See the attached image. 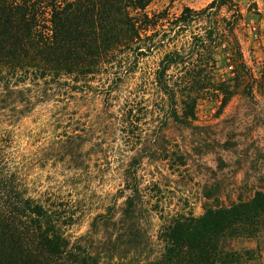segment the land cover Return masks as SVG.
Masks as SVG:
<instances>
[{
	"label": "trees",
	"instance_id": "16d2710c",
	"mask_svg": "<svg viewBox=\"0 0 264 264\" xmlns=\"http://www.w3.org/2000/svg\"><path fill=\"white\" fill-rule=\"evenodd\" d=\"M156 1L0 0V264H249L253 260V250L234 251L225 244L230 238L250 239L257 225H264V193L193 218L162 208L165 186L155 183L140 189L143 157L138 146L143 145L144 155L150 153L152 161L169 162L159 135L170 124L191 128L203 102L214 104L219 114L238 92L237 77L230 80L234 58L229 21L223 20L225 28L213 22L190 41L175 42L211 11L213 15L229 5V12L228 0H212L200 12L183 7L177 15L168 9L151 10ZM159 51L164 55L156 68L139 75L120 97L142 59ZM219 56L229 78L218 76ZM260 84L264 88V75ZM49 102L56 109L50 127L64 122L66 126L48 156L60 155L75 170L85 171L92 157L107 160L113 154L116 173L129 191L120 206L93 202L89 180L79 186L73 208L56 202L52 194L29 188L30 167L47 156L37 147L44 130H16L38 106ZM151 129L155 138L142 140ZM85 145L90 146L87 156L81 154ZM172 157L184 166L181 156ZM85 220V233L72 240L68 231Z\"/></svg>",
	"mask_w": 264,
	"mask_h": 264
},
{
	"label": "rangeland",
	"instance_id": "374dc122",
	"mask_svg": "<svg viewBox=\"0 0 264 264\" xmlns=\"http://www.w3.org/2000/svg\"><path fill=\"white\" fill-rule=\"evenodd\" d=\"M211 1L157 0L150 9H168L173 15H177L183 7L200 12ZM228 2L229 12V5L221 7L216 14L211 15V11L198 23L191 24L181 32L175 42L190 41V37L202 34L213 22H217L220 28H225L223 20L229 21L230 54L233 53L234 58L230 61V80L237 77V94L230 98L219 114L214 104L201 103L191 128L170 124L159 135L166 143L169 162L152 161L150 153L144 155V150L141 149L143 145L137 147L143 157L138 171L140 189L145 190L155 183L165 186L166 188L161 187L164 192L162 208L171 213H186L193 218H200L210 208H225L240 201L247 202L255 193H264V88L260 84V78L264 75V63L258 56V33L251 31L252 27L256 28L257 13L251 11L252 7L247 2ZM163 55L159 51L142 59L135 77L122 87L120 97L132 87L139 75L156 68ZM227 73L223 57L219 56L218 76L229 78ZM99 104L100 102L95 104L97 109L101 107ZM55 111L51 102L42 104L16 130L17 133H37L44 130L37 147L47 156L44 161L30 167L27 175L29 188L35 192L52 194L56 202L73 208L81 190L79 186H83V181L89 180L88 196L93 202L105 201L106 206L115 202L116 206H120L129 191L125 188L124 178L116 173L113 154L107 160L92 157L85 164L86 174L83 170H75L74 165L63 161L60 155L54 156L55 158L48 156L52 150V142L59 140L58 134L66 126L64 122L57 128L50 127ZM86 111L87 108L82 109L79 115ZM154 138L152 129L142 134V140L146 142ZM119 146L120 142L117 140L115 147ZM20 147H25V140L20 142ZM89 148V145H85L81 154L89 155ZM33 151L35 150L30 149V152ZM171 155L181 156L184 166L179 167L176 158ZM172 160L176 162L170 170ZM166 177L169 182L165 184L163 178ZM87 226L86 220L78 227L73 225L68 234L74 240V237L85 233ZM225 246H230V250L234 251L253 250V260L249 264H264V225H257V232L252 238H230Z\"/></svg>",
	"mask_w": 264,
	"mask_h": 264
},
{
	"label": "crops",
	"instance_id": "0c3cea01",
	"mask_svg": "<svg viewBox=\"0 0 264 264\" xmlns=\"http://www.w3.org/2000/svg\"><path fill=\"white\" fill-rule=\"evenodd\" d=\"M239 3L251 5V11L257 13L255 18V24L258 35H257V49L258 56H260L264 63V0H237Z\"/></svg>",
	"mask_w": 264,
	"mask_h": 264
},
{
	"label": "built area",
	"instance_id": "2783aa9c",
	"mask_svg": "<svg viewBox=\"0 0 264 264\" xmlns=\"http://www.w3.org/2000/svg\"><path fill=\"white\" fill-rule=\"evenodd\" d=\"M251 31L254 32V33L256 34L257 29H256L255 27H252V30H251Z\"/></svg>",
	"mask_w": 264,
	"mask_h": 264
}]
</instances>
